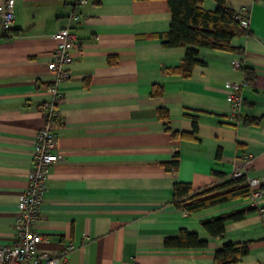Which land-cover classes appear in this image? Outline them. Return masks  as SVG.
I'll return each instance as SVG.
<instances>
[{"label": "crops", "instance_id": "0c3cea01", "mask_svg": "<svg viewBox=\"0 0 264 264\" xmlns=\"http://www.w3.org/2000/svg\"><path fill=\"white\" fill-rule=\"evenodd\" d=\"M226 1L247 12L249 36L231 41L242 53L199 48L204 65L183 77L171 70L182 64L185 48L162 43L171 22L167 0H85L75 7L72 0H14L13 27L0 32V245L13 241L17 200L44 124L39 107L52 97L53 36L69 27L77 42L70 78L57 84L61 159L49 170L38 250L55 254L72 245L65 264H215V252L232 242L248 249L237 264H264L257 210L227 221L219 237L201 226L250 208V196L194 212L178 208L173 197L175 183L192 193L223 185L245 155L248 177L264 186V0ZM215 7L202 0L203 9ZM243 67L254 71L252 82ZM226 82L243 83L238 118L230 117ZM159 89L161 95H151ZM247 118L256 121L246 125ZM174 154L178 168L167 171L163 164ZM181 229L206 246L166 247L165 238Z\"/></svg>", "mask_w": 264, "mask_h": 264}, {"label": "trees", "instance_id": "16d2710c", "mask_svg": "<svg viewBox=\"0 0 264 264\" xmlns=\"http://www.w3.org/2000/svg\"><path fill=\"white\" fill-rule=\"evenodd\" d=\"M216 7L213 11L202 8V0H167L171 12V22L168 32L162 37L164 47H184V59L179 67L171 70L183 77H189L192 69L198 65H204L199 59L198 49L209 48L222 51L242 53V48L233 47L232 39H241L249 36L248 28H243L236 19L237 12L228 7L226 0H214ZM246 82H252L255 73L250 67L242 68ZM162 90H154L151 95H161ZM158 116L167 120V111L158 109ZM256 119L247 118L244 123L249 125ZM193 130H197L196 120L193 119ZM174 137L177 132H171ZM178 155L174 154L171 161L163 164L167 171H175L178 168ZM245 179H230L214 189L192 193L191 187L184 183H175L173 197L175 205L188 212L214 206L226 202L234 197H249L250 188L244 183ZM233 186L231 189L218 193L217 189ZM264 190V186H260ZM215 191V192H214ZM256 211L255 207L242 208L229 213L221 214L201 222V226L212 237L222 236L224 224L227 221H239L248 213ZM166 247H204L206 242L200 240L195 233H189L181 229L175 237H167L164 240ZM248 249L245 243L238 244L226 242L214 254L215 264H237L240 257L247 255Z\"/></svg>", "mask_w": 264, "mask_h": 264}, {"label": "built area", "instance_id": "2783aa9c", "mask_svg": "<svg viewBox=\"0 0 264 264\" xmlns=\"http://www.w3.org/2000/svg\"><path fill=\"white\" fill-rule=\"evenodd\" d=\"M85 0H72L75 7L84 4ZM246 10L237 12L236 19L243 28H248ZM15 20V2L6 0L0 5V32L12 29ZM53 39L55 47L50 54L47 68L55 75L52 97L45 100L39 107L44 118V124L37 131L32 153V166L27 172V184L17 200L18 215L15 224V235L10 244L0 245V264H65L73 246L69 245L60 252L48 254L38 250L43 241L42 235L37 232L36 225L40 218L41 206L44 201L46 182L49 177L50 167L60 161V156L55 152L60 136L59 126L62 118L58 110L60 94L57 84L70 78V66L73 63L72 50L76 46L77 37L69 27L58 30ZM235 67L241 68L239 62ZM242 82H226L224 90L230 106V117L238 118L243 106ZM243 165L235 167L230 179L244 178V183L250 188L252 206L255 207L264 221V205L260 202L264 190L260 189L259 181L248 177L247 165L250 159L247 155L242 157Z\"/></svg>", "mask_w": 264, "mask_h": 264}]
</instances>
